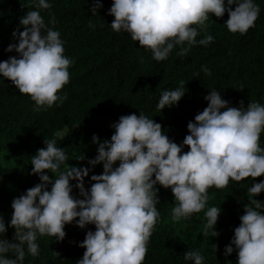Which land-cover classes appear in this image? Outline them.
<instances>
[{
  "label": "clouds",
  "instance_id": "1",
  "mask_svg": "<svg viewBox=\"0 0 264 264\" xmlns=\"http://www.w3.org/2000/svg\"><path fill=\"white\" fill-rule=\"evenodd\" d=\"M234 3L238 6L232 10L226 9L225 0H114L108 11L114 16L110 24L114 31L130 33L139 46L151 50L156 61H164L176 45L197 43L198 30L193 25L206 28L209 14L219 18L227 10V29L246 34L255 26L260 8L253 0H227L229 6ZM101 6L94 0L92 14ZM36 7L50 9L52 5L38 0ZM20 24L24 30L12 34L18 43L6 49L15 50L19 58L0 61V76L30 96L38 108L62 104L67 96L59 93L70 81L72 61L64 55L60 33L48 28L37 10L28 11ZM213 39L206 34L199 43L207 45ZM188 51L189 47H182L179 55ZM203 70L208 71L206 67ZM184 95L183 81L180 88L163 91L158 111L176 105ZM204 99L208 105L194 122H188L189 134L182 144L169 139L160 123L140 113L122 115L112 125L115 131L110 140L100 142L94 135L92 142L99 145L98 154L88 163L93 167L102 163L103 173L91 176L95 183L90 189L85 188L84 178L91 169L73 165L62 169L68 161L65 151L57 147L55 138L44 139L46 147L37 150L31 163L40 183L11 203L13 212L7 227L15 232L12 240L0 239V264H23L26 251L38 256L37 235L63 241L65 225L73 221L81 228L95 225V231H87L79 245L86 250L76 264H143L160 218L157 184L171 189L177 202L171 218L179 221L205 209L209 188L222 189L230 179L239 182L264 175V148L260 146L264 105L248 103L245 110L241 102V107H231L216 90L209 91ZM184 146L189 150L182 152ZM84 159L82 153L76 160ZM117 161L119 166L114 167ZM73 180L83 198L72 195ZM262 191L264 181L248 189L250 204L245 205L241 223L225 246L227 256L235 245L237 264H264V202L253 198ZM220 213L217 207L206 211L204 235L211 230V237L219 236L216 224ZM7 227L0 213V233H6ZM9 253L12 255H6ZM184 259L194 264L204 262L199 250H187Z\"/></svg>",
  "mask_w": 264,
  "mask_h": 264
},
{
  "label": "trees",
  "instance_id": "2",
  "mask_svg": "<svg viewBox=\"0 0 264 264\" xmlns=\"http://www.w3.org/2000/svg\"><path fill=\"white\" fill-rule=\"evenodd\" d=\"M47 2L52 5L50 9H38V0H0V61L11 56L19 58L15 50L6 49L9 44L18 43L12 34L17 29L24 30L20 19L32 10L40 11L47 27L60 33L64 55L72 61L68 69L70 81L59 93L67 99L51 107L38 108L30 96L21 94L10 80L0 76V213L6 227L13 212V199L40 183L39 176L32 173L31 163L37 150L46 147L44 139L55 138L57 147L65 151L68 161L62 169L70 165L91 169L84 178L85 188L90 189L95 183L91 176L103 173L102 163L94 167L88 163L98 154L99 145L92 138L96 135L100 142L110 140L115 131L112 125L122 115L140 113L153 118L169 139L182 144L189 134L188 122H194L195 116L207 107L204 97L209 91L220 92L231 107L239 108L241 102L245 110L248 103L264 105V0H253L260 13L255 26L246 34L227 29V10L219 18L209 14L206 28L193 25L198 30L197 43L176 45L164 61H156L151 50L139 46L130 33L111 28L114 16L108 10L114 0H99L102 6L94 15L91 11L94 0ZM236 6L235 3L229 6L225 0L226 9L234 10ZM206 34L214 39L201 45L199 41ZM182 47H189L185 56L179 55ZM205 67L207 72L203 70ZM181 81L185 95L176 105L159 112L157 104L162 92L180 88ZM260 146L264 148V132L260 134ZM188 150L184 146L182 152ZM82 153L85 159L76 160ZM118 166L117 161L114 167ZM261 181L264 175L239 182L230 179L222 189L213 186L208 189L205 209L179 221L171 218L177 204L171 189L157 184L156 207L160 218L143 264H194L184 259L187 250H199L203 264H237L235 245L227 256L225 246L231 243L234 229L241 223L245 205L250 204L248 189ZM70 183L74 186L72 195L83 198L75 187L77 181ZM253 198L264 202V191ZM211 207L221 209L217 237H211V230L203 234L205 213ZM64 230L63 241L37 235L39 255L34 257L26 251L23 264H76L86 250L79 245L87 231H95V225L81 228L73 221ZM14 232L13 227H7L6 233H0V239L12 240Z\"/></svg>",
  "mask_w": 264,
  "mask_h": 264
}]
</instances>
